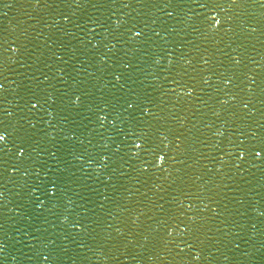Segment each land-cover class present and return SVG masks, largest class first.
<instances>
[{
	"label": "snow or ice",
	"instance_id": "6c2138e0",
	"mask_svg": "<svg viewBox=\"0 0 264 264\" xmlns=\"http://www.w3.org/2000/svg\"><path fill=\"white\" fill-rule=\"evenodd\" d=\"M3 139V137H0V140H2ZM162 159V158H161Z\"/></svg>",
	"mask_w": 264,
	"mask_h": 264
}]
</instances>
